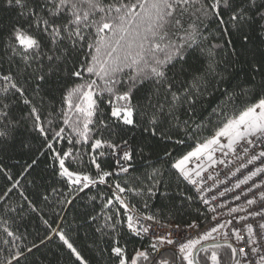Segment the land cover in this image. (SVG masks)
I'll list each match as a JSON object with an SVG mask.
<instances>
[{
	"label": "snow or ice",
	"instance_id": "obj_1",
	"mask_svg": "<svg viewBox=\"0 0 264 264\" xmlns=\"http://www.w3.org/2000/svg\"><path fill=\"white\" fill-rule=\"evenodd\" d=\"M78 207L108 264H264V0H0V264H91Z\"/></svg>",
	"mask_w": 264,
	"mask_h": 264
},
{
	"label": "trees",
	"instance_id": "obj_2",
	"mask_svg": "<svg viewBox=\"0 0 264 264\" xmlns=\"http://www.w3.org/2000/svg\"><path fill=\"white\" fill-rule=\"evenodd\" d=\"M216 103H218V101L214 99L209 106V110L210 107L215 106ZM205 135H207V133H205ZM189 144L191 145V142H189ZM180 150H191V147L181 146ZM134 175H138V173H134ZM29 191H31V189H29ZM13 199H17V197H13ZM153 210L158 214L161 212V209L155 205H152L149 209V211ZM43 215H45L46 218H49L50 221L55 220V216L50 211V207L44 208ZM164 215L166 219H162V222H175L184 225L186 222L196 219H199L203 223H207L205 217L208 215V213L202 209L200 201L195 200L186 205L178 213H176L175 210H173L172 212H168L167 210H165ZM18 223L20 225L21 232L26 231L30 234L28 236L29 240L36 239L39 236H42L45 231L44 226L41 224L39 218L35 214H29L28 212H25L23 221H18ZM65 228L71 230L73 235H76L77 233L79 234L77 244L81 247L82 254L90 260L91 264H108L106 252L104 253V259H101L99 254L96 252L95 247H90V245H92L93 243V240L97 239V237L93 234L94 230L92 227L84 226L79 214V207L76 210H70L67 213ZM55 246V243L53 245H50V247L53 248ZM99 246L102 248L104 246L103 242H100Z\"/></svg>",
	"mask_w": 264,
	"mask_h": 264
},
{
	"label": "built area",
	"instance_id": "obj_3",
	"mask_svg": "<svg viewBox=\"0 0 264 264\" xmlns=\"http://www.w3.org/2000/svg\"><path fill=\"white\" fill-rule=\"evenodd\" d=\"M217 155L219 156V154L217 153ZM228 159H232L234 161V163H228ZM242 161L240 160H236L234 157H229L226 159L225 161V164L227 166H225V164H220V165H216L214 167V169H209L210 172L213 173V175H215L217 172L219 173V176L217 177V181L220 182V181H223V180H226L227 177L225 176V173H228L229 172V169H232V170H235V168L241 163ZM253 167V165H248V168L247 169H242L241 172H243L244 174L247 173L248 169H251ZM241 176V173H237V177H240ZM237 177H232L231 180L228 181V184L225 185L224 183H220L219 184V191H223L225 186L229 187V188H232L234 186V183L236 181V178ZM212 182L209 181V184H211ZM251 183V181L249 182ZM242 187H244L242 185ZM239 189H236L235 192L236 193H239ZM233 195L232 192H229V193H226L225 197L223 198H219V199H224V200H231V196ZM201 203V202H200ZM235 203H242V201L240 202H235ZM201 206H202V209L207 212V207L205 205H203L201 203ZM208 213V212H207ZM208 215H211L210 213H208ZM164 224H167L169 222H162ZM206 224V223H205ZM183 226V225H181Z\"/></svg>",
	"mask_w": 264,
	"mask_h": 264
}]
</instances>
